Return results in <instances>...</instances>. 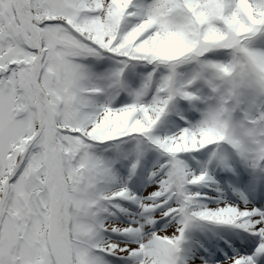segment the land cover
Segmentation results:
<instances>
[{"label":"snow or ice","instance_id":"1","mask_svg":"<svg viewBox=\"0 0 264 264\" xmlns=\"http://www.w3.org/2000/svg\"><path fill=\"white\" fill-rule=\"evenodd\" d=\"M0 264H264V0H0Z\"/></svg>","mask_w":264,"mask_h":264}]
</instances>
